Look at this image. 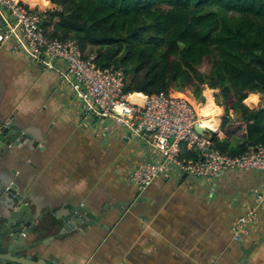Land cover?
<instances>
[{
	"label": "crops",
	"instance_id": "1",
	"mask_svg": "<svg viewBox=\"0 0 264 264\" xmlns=\"http://www.w3.org/2000/svg\"><path fill=\"white\" fill-rule=\"evenodd\" d=\"M24 1L42 13L55 6ZM13 22L0 12V32ZM14 41L12 34L0 44V115L27 123L38 147H10L8 175L19 178L48 216L73 204L105 213L86 230H50L28 241L42 239L41 247L58 252L62 264H264V170L227 171L213 181L173 170L137 190L131 171L156 153L117 123L104 137L79 126L66 81L15 51ZM250 94L244 101L257 107L260 93ZM259 195L262 200H254ZM253 204L258 219L233 240L232 221Z\"/></svg>",
	"mask_w": 264,
	"mask_h": 264
},
{
	"label": "trees",
	"instance_id": "2",
	"mask_svg": "<svg viewBox=\"0 0 264 264\" xmlns=\"http://www.w3.org/2000/svg\"><path fill=\"white\" fill-rule=\"evenodd\" d=\"M49 1L55 6L43 13L47 35L73 38L98 67L121 69L126 92L175 95L190 85L204 101L203 85L218 88L220 130L241 139L216 136L213 145L235 156L264 144V106L243 103L251 92L264 94V0ZM181 149L195 157L185 143Z\"/></svg>",
	"mask_w": 264,
	"mask_h": 264
},
{
	"label": "built area",
	"instance_id": "3",
	"mask_svg": "<svg viewBox=\"0 0 264 264\" xmlns=\"http://www.w3.org/2000/svg\"><path fill=\"white\" fill-rule=\"evenodd\" d=\"M2 11L14 22L7 26L5 33L0 32V44L13 34L15 51L60 74L71 89L73 104L79 109V126L93 128L104 137L110 124L117 123L125 129L128 138H141L156 153L155 158L146 159L130 173L129 179L137 190H144L159 176L168 178L173 170L209 181L227 171L264 170V144L248 145L243 153L230 156L215 147L208 134L195 130V124L202 126L203 116L188 97L159 91L149 95L137 92L140 100L131 99L133 92L125 91L121 69L98 68L93 63L95 55L85 58L75 39L48 36L42 25V12L35 4L0 0ZM182 143L195 153L194 158L182 156ZM255 199L259 201L262 197L255 196ZM257 219L254 204L247 206L232 221L233 240L248 233Z\"/></svg>",
	"mask_w": 264,
	"mask_h": 264
},
{
	"label": "water",
	"instance_id": "4",
	"mask_svg": "<svg viewBox=\"0 0 264 264\" xmlns=\"http://www.w3.org/2000/svg\"><path fill=\"white\" fill-rule=\"evenodd\" d=\"M27 128L28 124L22 120L14 122L0 115V264H62L56 255L58 252L43 249L42 239L28 241L29 236L37 237L50 230L58 233L86 230L105 213L93 212L85 204H73L66 213L56 215L52 212L48 216V209L39 208L19 178H10L6 163L9 148L17 146L31 150L32 146L38 147ZM194 128L199 134H208L211 141L218 136V132L209 127L195 124Z\"/></svg>",
	"mask_w": 264,
	"mask_h": 264
},
{
	"label": "bare ground",
	"instance_id": "5",
	"mask_svg": "<svg viewBox=\"0 0 264 264\" xmlns=\"http://www.w3.org/2000/svg\"><path fill=\"white\" fill-rule=\"evenodd\" d=\"M212 92H213L212 88L210 87H207L204 90L205 104L202 108H199L197 106V110H198L199 115L203 116L201 118L202 126L209 127L217 131L218 133H220V130H219L220 121H219L218 115L220 114L222 108L220 105L214 102ZM135 93L136 94H134L133 92L132 95H130V98L137 100V101L140 100L141 95L137 92Z\"/></svg>",
	"mask_w": 264,
	"mask_h": 264
},
{
	"label": "rangeland",
	"instance_id": "6",
	"mask_svg": "<svg viewBox=\"0 0 264 264\" xmlns=\"http://www.w3.org/2000/svg\"><path fill=\"white\" fill-rule=\"evenodd\" d=\"M206 69V64L204 63L202 66H201V68H200V70L201 71H204ZM208 86H206V85H203V87H202V95H203V99H205V94H204V90L207 88ZM219 90L220 89H218V88H212V95H213V98H214V102L217 104V102H219V103H221V100H222V98H221V95L219 94ZM177 92H181V93H183L184 94V97H188V99L189 100H191V101H193L194 103H196V106H198L199 108H202L203 106H204V104H205V100H204V102H203V100L202 101H198V100H196L197 98H195L194 97V94L191 92V87H190V85H188V86H186V87H184L183 89H181V90H179V91H177ZM177 92H176V94H177ZM178 95V94H177ZM195 99V100H194ZM245 100V99H244ZM259 103H258V105H257V107H250V102H248V103H246L245 101H243V103L246 105V106H248L249 108H252V109H255V108H259V107H262V106H264V94H261L260 93V97H259ZM221 106V105H220ZM223 107V106H222ZM224 113H225V110H224V107L222 108V111H221V113L218 115V117H219V123H221V117H223L224 116ZM228 114H229V116H230V118H237L236 116L239 114V112L238 111H233V110H229L228 111ZM219 130H220V126H219ZM220 132H221V130H220ZM182 150V149H181ZM182 154H183V152H182ZM177 171H179V172H182V170H180L179 168H177ZM132 172V171H131Z\"/></svg>",
	"mask_w": 264,
	"mask_h": 264
},
{
	"label": "clouds",
	"instance_id": "7",
	"mask_svg": "<svg viewBox=\"0 0 264 264\" xmlns=\"http://www.w3.org/2000/svg\"><path fill=\"white\" fill-rule=\"evenodd\" d=\"M42 15H43V13H42ZM77 43H78V42H77ZM90 54H93V53H89V54L85 55L84 57L87 58V57H89ZM83 55H84V54H83ZM93 63L95 64L94 60H93ZM95 66L98 67L96 64H95ZM98 68H100V67H98ZM141 93H142V92H141ZM245 99H246V98H245ZM204 100H205V99H204ZM203 102H204V101H203ZM220 124H221V123H220ZM219 126H220V125H219Z\"/></svg>",
	"mask_w": 264,
	"mask_h": 264
}]
</instances>
